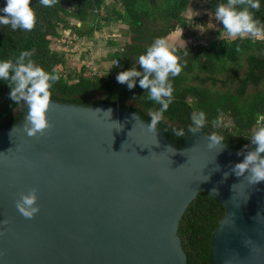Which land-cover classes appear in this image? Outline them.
Listing matches in <instances>:
<instances>
[{"label":"water","instance_id":"water-1","mask_svg":"<svg viewBox=\"0 0 264 264\" xmlns=\"http://www.w3.org/2000/svg\"><path fill=\"white\" fill-rule=\"evenodd\" d=\"M96 109H111V117ZM20 113L0 130V221H9L0 228V264H186L179 221L201 192L224 208L211 263L264 264V182L223 179L243 160L239 151H210L201 133L173 148L122 106L52 100L53 127L36 137L23 130L26 105ZM33 187L40 211L26 219L15 201Z\"/></svg>","mask_w":264,"mask_h":264},{"label":"trees","instance_id":"trees-1","mask_svg":"<svg viewBox=\"0 0 264 264\" xmlns=\"http://www.w3.org/2000/svg\"><path fill=\"white\" fill-rule=\"evenodd\" d=\"M57 0L52 7H45L39 0H31L37 23L32 31L13 30L10 25L0 24V60L15 58L21 51L35 49L33 59L46 71L62 70L63 54L50 49L51 41L59 40L66 31L78 38L92 36L99 23L120 22L127 27L130 41L110 54L111 63L119 61L120 67L111 64L101 76L83 77L78 72L75 82L60 75L51 89L52 100L78 105H112L133 110L150 122L151 111L160 106L148 99V94L137 85L129 90L116 80L119 72L137 67L138 57L155 38L169 37L187 26L184 17L191 0ZM207 7L215 12L219 3L227 0H205ZM260 8L253 10L255 18L264 24V0ZM6 0H0V9ZM102 11V12H101ZM0 15L4 13L0 12ZM100 17V18H99ZM89 25L87 30L71 24ZM95 24H98L95 26ZM182 72L171 78L174 101L164 114L158 129L168 136L173 148H181L192 134L193 111H204L209 123L201 134L213 131L224 137V143L240 151L245 145L251 149L252 129L258 125V116L264 115V37L235 38L218 41L205 47L187 46L178 49ZM254 92L250 93L249 89ZM10 88L0 80V130L18 123L23 113L14 111L20 106L9 97ZM227 116L231 126L215 129L210 121ZM224 124V123H223ZM260 124H264L261 121ZM173 129H184V137H176ZM245 149V151L249 150ZM224 215V208L206 193H198L182 215L177 235L186 255V264H212L210 247L213 231Z\"/></svg>","mask_w":264,"mask_h":264},{"label":"clouds","instance_id":"clouds-1","mask_svg":"<svg viewBox=\"0 0 264 264\" xmlns=\"http://www.w3.org/2000/svg\"><path fill=\"white\" fill-rule=\"evenodd\" d=\"M45 7H52L57 0H39ZM260 8L259 0H227L215 7V19L222 23L224 34L229 38H260L264 37V24L255 18L253 10ZM4 15H0V24L10 25L13 30L22 29L32 31L37 23L36 13L31 6V0H6V5L0 9ZM178 49L168 37L155 38L146 51L138 57L137 67H131L121 71L116 76L120 84L127 85L129 90L139 86L148 94V99L154 101L160 107L151 111L150 122L146 124L148 132L155 134L164 114L174 101V87L171 78L178 76L183 69ZM35 49L21 51L15 58L0 60V80L7 83L10 88L9 97L17 105L24 104L27 107L26 121L23 130L29 137L43 136L53 127L49 119L52 107V92L54 84L59 81V73L53 69L46 71L32 58ZM103 111L107 118L111 117L112 110H92L94 114ZM133 119H139L133 116ZM264 115L258 116V127L253 131L251 137H245L251 142V149L244 146L237 155H243L241 162L235 163L229 171L223 173V179L234 174L242 178L240 183L247 182L255 186L264 182ZM209 123L204 111H193L191 114V125L187 131L191 134L201 133L202 129ZM114 128L120 130L122 125L119 121L111 123ZM213 128L222 127L221 118L210 121ZM176 137H184V129H173ZM130 133V132H129ZM128 133V134H129ZM208 150L225 146L224 137L213 131L204 135ZM157 143V140H156ZM245 149L247 150L245 154ZM11 151V149H9ZM219 165L214 171H219ZM207 177V176H206ZM209 177L205 181H207ZM237 184L232 185V189ZM214 196L219 195L216 187L211 189ZM38 189L30 188L27 193L21 192L15 201L18 212L26 219H32L40 211L38 204ZM9 221H0V228L7 225Z\"/></svg>","mask_w":264,"mask_h":264},{"label":"rangeland","instance_id":"rangeland-1","mask_svg":"<svg viewBox=\"0 0 264 264\" xmlns=\"http://www.w3.org/2000/svg\"><path fill=\"white\" fill-rule=\"evenodd\" d=\"M113 2L118 1L107 0L109 4ZM184 17L188 22L187 26L168 37L177 49L196 45L208 47L210 44L221 40H233V38H229L224 34L222 23L215 19L214 12L207 7L205 0H191ZM70 22L71 24L73 22H75L73 24L77 23V26L81 27L80 30L90 28L89 25H80L72 19H70ZM98 28L92 36L78 38L73 33L66 31L61 39L51 41L50 49L63 54L64 68L62 70L57 68V71L62 78L68 80V84L75 82L78 72L82 69L85 70L83 77L91 76V74L101 76L104 72L106 73L110 69L111 64H114L111 63L110 54L121 49L124 44L130 41L127 27L120 22L104 24L100 21ZM255 39H261V37ZM120 66L121 63H119L118 67ZM249 92L253 93L254 90L251 88ZM17 109L14 113H16ZM223 123V126H231L227 116H225ZM257 127L252 129V133Z\"/></svg>","mask_w":264,"mask_h":264},{"label":"built area","instance_id":"built-area-1","mask_svg":"<svg viewBox=\"0 0 264 264\" xmlns=\"http://www.w3.org/2000/svg\"><path fill=\"white\" fill-rule=\"evenodd\" d=\"M69 33H70V31H69ZM118 65H119V61H114V67H118Z\"/></svg>","mask_w":264,"mask_h":264},{"label":"crops","instance_id":"crops-1","mask_svg":"<svg viewBox=\"0 0 264 264\" xmlns=\"http://www.w3.org/2000/svg\"><path fill=\"white\" fill-rule=\"evenodd\" d=\"M73 23H75V22H73ZM74 25H77V23H76V24H74ZM169 37H171V35H170Z\"/></svg>","mask_w":264,"mask_h":264}]
</instances>
